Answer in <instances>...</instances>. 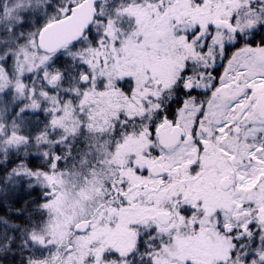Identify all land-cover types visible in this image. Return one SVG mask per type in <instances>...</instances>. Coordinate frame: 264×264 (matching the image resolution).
Listing matches in <instances>:
<instances>
[{
    "label": "snow or ice",
    "instance_id": "obj_1",
    "mask_svg": "<svg viewBox=\"0 0 264 264\" xmlns=\"http://www.w3.org/2000/svg\"><path fill=\"white\" fill-rule=\"evenodd\" d=\"M0 264H264V0H0Z\"/></svg>",
    "mask_w": 264,
    "mask_h": 264
}]
</instances>
